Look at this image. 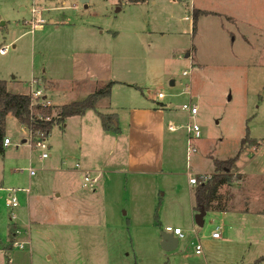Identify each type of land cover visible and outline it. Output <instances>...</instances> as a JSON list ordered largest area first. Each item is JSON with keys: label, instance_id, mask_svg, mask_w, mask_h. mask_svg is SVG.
Returning a JSON list of instances; mask_svg holds the SVG:
<instances>
[{"label": "rangeland", "instance_id": "374dc122", "mask_svg": "<svg viewBox=\"0 0 264 264\" xmlns=\"http://www.w3.org/2000/svg\"><path fill=\"white\" fill-rule=\"evenodd\" d=\"M150 2L89 0L84 7L78 0H0V48L7 47L0 80L24 92L31 74L45 72L64 87L78 70L81 88L49 98L61 105L81 101L88 88L102 85L101 72L108 74L111 94L96 110L116 114L120 129L101 131L94 111L66 118L47 137L50 157L39 159L40 151L28 139L22 143L18 124L8 119L10 145L0 154V237L15 224L12 251L19 254L10 264H255L264 255V214L257 212L264 211V147L240 149L244 136L264 139V0ZM39 7L45 23L31 32L25 22ZM58 22L67 25L55 30ZM97 51L100 63L109 61L101 72ZM77 53L87 62L75 64ZM184 71L190 74L183 77ZM158 92L164 99H156ZM165 103L173 107L153 110ZM189 103L197 107L191 118L180 109ZM188 123L199 128L189 158ZM238 151L243 179L222 189L219 201L233 210L224 217L208 211L198 227L190 217L187 174L207 177L214 160ZM77 162L99 172L95 184L82 186L72 170ZM18 188L29 193L15 192L18 205L11 211L8 190ZM165 227L184 236L172 251L160 246ZM215 231L223 234L218 240L211 238ZM195 234L199 255L191 245Z\"/></svg>", "mask_w": 264, "mask_h": 264}, {"label": "trees", "instance_id": "16d2710c", "mask_svg": "<svg viewBox=\"0 0 264 264\" xmlns=\"http://www.w3.org/2000/svg\"><path fill=\"white\" fill-rule=\"evenodd\" d=\"M144 0H129L130 3H136ZM181 1V0H177ZM198 12L192 13V25L194 27ZM192 27V29H193ZM114 82L110 81L95 89L91 94L81 101H74L61 106L45 108L39 105H31L28 94L10 93L6 88V82L0 80V154L3 153L2 140L6 127V118L11 116L17 123L30 130L35 139V134L42 133V137H48L53 125L63 123L66 118L81 117L92 110L97 114L100 120L101 128L104 132L111 134H119L120 130L117 125L116 114H103L97 112L96 105L102 99H108L111 94V87ZM255 141L248 136L240 141V149L247 145L253 146ZM238 154L232 158L217 161L214 160V173L204 180L202 175L196 176L198 184L194 189L195 211H199L202 207L205 212L217 210L220 208L219 201L221 200L218 193L223 186H230L233 182L239 180L240 175H233L235 162ZM218 203V205L216 204ZM9 240L6 243L0 242V248L3 250H11L14 242V228L9 232ZM264 261V256L255 261V264H260Z\"/></svg>", "mask_w": 264, "mask_h": 264}, {"label": "crops", "instance_id": "0c3cea01", "mask_svg": "<svg viewBox=\"0 0 264 264\" xmlns=\"http://www.w3.org/2000/svg\"><path fill=\"white\" fill-rule=\"evenodd\" d=\"M149 1H151L150 3H151V5H154L155 4V2L157 1V0H149ZM164 1H167L168 3H171V4H179V3H181L180 1H177V0H164ZM140 2V1H139ZM137 3V2H136ZM40 8V14H42V12H43V9L41 8V7H39ZM203 12H205V11H203ZM207 12V11H206ZM206 12H205V14H206ZM228 19H230V20H232L233 21V19L235 18H233L232 16H230V15H225ZM50 23H53V21L52 20H50ZM57 24H59V25H55V30H58V29H60V27H64V25H67V24H63V23H57ZM42 29V27H39V28H37V31L38 30H41ZM87 29H89V28H87ZM193 30V29H192ZM147 33H154V32H156V31H152V32H149L148 30L146 31ZM258 32L260 33L261 31L260 30H258ZM103 32L101 31L100 32V34H102ZM100 34H98V35H100ZM133 34L136 36V37H142L143 35H144V32H143V34H142V31L141 32H139V33H136L135 31L133 32ZM141 34H142V36H141ZM109 35V34H108ZM264 35V34H263ZM84 43H90V42H88V41H84ZM103 55V54H102ZM190 55V53H188L187 54V56H189ZM97 56H100V53H99V51H97L96 52V55H94L93 56V58L95 59V62H97V63H95L97 66H98V69H97V71H99V72H101V70L102 69H105V66L107 67L108 65H109V61L108 60H106V61H104V60H102V63H100L99 62V60L97 59ZM107 58H108V56H106ZM106 59V58H105ZM87 62V60H86V58L84 57V55L83 54H81V53H77L76 55H75V57H74V63L76 64L77 62ZM82 78H83V76L79 73V71L77 70V73L74 75V76H71L70 78H69V80L68 81H66L65 83H67L68 85L67 86H64V87H59L58 85H57V83H55L54 81H52L49 77H48V75H46L45 74V72H43L42 74H39L38 76H35L34 74H31L30 75V80H28V81H25L24 83H23V85H26V86H28V88L27 89H30L29 88V82L31 81V80H35V81H37V84L36 85H34V86H32V87H36V88H40L42 91H43V94H44V97L47 99V100H49V98H58L59 97V94H55V93H53V92H61V93H63V92H74V91H77V89H79V88H81L82 87V85L84 84V81H82ZM99 78H104V81H102L101 82V86H103L104 84H106L107 82H110L108 79H109V77H108V74H104V73H102L101 72V75H100V77ZM12 80H14V78H12ZM6 82V88H7V90L10 92V93H16V94H27L30 90H25L24 92L23 91H20V90H18V91H15L14 92V90H13V86L15 85L14 84V82H7V81H5ZM113 82V81H112ZM91 83H93L94 84V82L92 81H90V83L88 84V85H92ZM46 84H48L47 86H46ZM101 86H99L98 88H100ZM31 87V88H32ZM97 88V89H98ZM135 88L136 89H138L140 92H142V88H140V87H136L135 86ZM12 89V90H11ZM88 90L89 91H87L85 94V97L84 98H86L89 94H91L93 91H92V88H88ZM147 92H149L148 91V89H147ZM159 93V92H158ZM157 99V98H156ZM83 100V99H82ZM103 100V99H102ZM101 101V100H100ZM99 101V102H100ZM49 102L52 104V102L49 100ZM74 102V101H73ZM98 102V103H99ZM71 103V102H70ZM61 105H64V104H61ZM60 104H52V106H61ZM166 105H168V108L166 107ZM173 107V105L171 104V103H165V104H160V106L158 107L157 106V108H153V110L154 111H161V110H166V109H171ZM159 108V109H158ZM89 111H92V110H89ZM88 112V111H87ZM87 112L85 113V115L84 116H81V118L83 119L84 117H86V115H87ZM98 112V111H97ZM95 113V112H94ZM96 114V113H95ZM96 116H97V114H96ZM13 119L14 121H16L14 118H12L11 116H7V118H6V125H7V121H8V119ZM16 123H17V121H16ZM18 124V123H17ZM18 126H19V129H20V134H21V142L22 143H25L26 142V140L28 139L27 138V133L23 130L22 131V127L18 124ZM100 127H101V125H100ZM102 129V128H101ZM120 130V129H119ZM101 131H103V130H101ZM104 132V131H103ZM120 134V133H119ZM4 138H8L6 135H5V132H4ZM9 139V138H8ZM250 139H253L254 141H255V144L258 142H256V139H254V138H250ZM10 141V140H9ZM254 144V145H255ZM245 146H247V145H245ZM50 147V146H49ZM244 147V146H243ZM2 148H5V147H3L2 146ZM187 149V148H186ZM237 154H239V151L237 152ZM237 154H235V155H237ZM51 155V154H50ZM234 155V156H235ZM186 156H187V158H189V156L187 155V152H186ZM78 163V162H77ZM235 171L233 172V175L235 176V175H240V178H239V180H237V181H235V182H233L230 186H233L234 184H236V183H238V182H241V180L243 179V175L241 174V173H239L238 172V170H237V167H236V165H235ZM72 170H74V171H76V172H78V173H80L79 174V179H80V176H81V172L79 171V170H76L75 168H73ZM90 171V170H89ZM92 172V171H91ZM93 173V172H92ZM213 173H214V170H213ZM212 173V174H213ZM99 174V172L96 174V175H98ZM189 174V173H188ZM192 175V174H191ZM200 175H203V174H200ZM196 176H199V175H196ZM81 180V179H80ZM189 186H191V188H190V192H191V197L193 198V205H191L190 206V217H191V219L192 218H194V215L197 213V211H195V209H194V189H195V186H192V185H189V183H188V178H187V182H186V187H189ZM230 186H223V187H221L220 189H219V191H218V193H219V195H220V198H221V201L223 200H225L224 198H223V196H222V194L220 193V191L222 190V189H224L225 187L227 188V187H230ZM19 189V188H18ZM22 189V188H21ZM15 190V189H14ZM17 190V189H16ZM7 191V190H6ZM22 192V191H21ZM24 193V192H23ZM29 193V192H28ZM27 193V194H28ZM264 208V207H263ZM233 209H227V207L226 206H224V205H221L220 206V208L219 209H217L216 211L217 212H219V214H221L223 217L225 216V214H227L229 211H232ZM212 212L213 211H215V210H211ZM258 213H260V214H264V211H263V209H260L259 211H257ZM194 214V215H193ZM15 224H13V225H8V229H7V236H4V237H0V242L1 243H6L8 240H9V236H10V231L12 230V227L14 226ZM174 228H178V227H174ZM216 230V229H215ZM196 236H197V234H195L194 235V242H191V245H193V247H194V243L196 242L195 240H196ZM223 236V234H221L220 236H219V238H216V239H213L212 237V239L213 240H218V239H220L221 237ZM14 237H15V235H13L12 236V240H13V242H14ZM197 242L199 243V245H200V239H199V237L197 236ZM254 242V241H253ZM21 243H24V242H21ZM201 246V245H200ZM14 248V245H13V247H12V249ZM12 249L11 250H3V249H1L0 248V261H1V259L2 258H4L5 260H6V264H10V261L12 262V259L14 258V257H16L19 253L18 252H16V254H15V252H13L12 251ZM10 252H13V254L12 253H10ZM264 256V255H263ZM262 256V257H263ZM11 257V258H10ZM258 259V258H257ZM257 259H255L253 262H255ZM236 263L237 264H243L242 263V261L241 260H238V261H236ZM254 264V263H253Z\"/></svg>", "mask_w": 264, "mask_h": 264}, {"label": "built area", "instance_id": "2783aa9c", "mask_svg": "<svg viewBox=\"0 0 264 264\" xmlns=\"http://www.w3.org/2000/svg\"><path fill=\"white\" fill-rule=\"evenodd\" d=\"M26 26L29 27V30L32 32L33 30L42 27V25L45 23V20L41 17L40 14V9L38 8H32L31 9V18L28 20V22H25ZM7 51V47H3L0 48V55H4ZM190 74V71H184L182 72V76L183 77H187ZM37 84V81L35 80H31L29 82V92L28 95L30 97V104L31 105H39L45 108H51L52 104L49 102V100H47L44 97L43 91L40 88H36V87H32L34 85ZM32 87V88H31ZM186 89H188V86H186ZM164 95L162 93H157L156 94V98L158 100H162L164 99ZM166 107L168 108V105H166ZM180 109L184 112L187 113L188 117L191 118L193 116H195L197 114V107L194 104H183ZM22 127V126H21ZM169 130L172 129V127L168 128ZM186 129L189 135L188 139H189V144L187 147V155L190 156L192 153L195 152V148L192 146L191 144V140L192 139H198L199 138V128L196 124H190L188 123L186 125ZM25 131L27 133L28 136V140L30 141L32 147H34L36 150L40 151V155H39V159H46L48 157H50V147L49 144L47 143V138L46 137H42V133H36L35 139L33 137V134L31 133L30 130L26 129L25 127H22V131ZM10 145V141L8 138H4L2 140V146L3 147H8ZM258 146L257 148L254 146ZM256 145L251 146L252 148L247 149L248 151L254 153L253 151L255 149L259 150L261 147H264V139L261 141H258L256 143ZM74 168L76 170H79L81 172V182H82V186H87V185H93L97 182L98 180V175H94L91 171L86 170V169H81V166L79 163H75L74 164ZM32 171L29 172L30 175H32ZM188 176V183L189 185L192 186H196L198 184V180L196 178V176H193L191 174H187ZM204 180H206L209 176L205 177L202 176ZM24 192V193H28L29 189H12V190H8V194H7V199L5 200V206L7 208H9L11 211L17 207L18 205V200L17 197L15 195V192ZM12 218H14V215H11ZM217 230V228H216ZM163 232L168 233V234H172L174 237L178 239H183L184 236L182 234V231L179 228H171V227H165ZM18 233V229H14V235H17ZM211 237L213 239L219 238V233L217 231L213 232L211 234ZM197 236H196V242L194 243V253L196 255L201 254V246L199 245V243L197 242ZM19 248H23L24 244L23 243H19L18 244Z\"/></svg>", "mask_w": 264, "mask_h": 264}, {"label": "water", "instance_id": "95a60500", "mask_svg": "<svg viewBox=\"0 0 264 264\" xmlns=\"http://www.w3.org/2000/svg\"><path fill=\"white\" fill-rule=\"evenodd\" d=\"M80 4L84 5L86 7V4L89 0H78ZM187 56V55H186ZM170 85H172V82H170ZM205 211L202 207L199 208V211L194 215V223L201 227L203 222L202 219L205 215ZM160 246L164 251H172L177 247V238L174 237L172 234H168L165 232L160 233Z\"/></svg>", "mask_w": 264, "mask_h": 264}]
</instances>
